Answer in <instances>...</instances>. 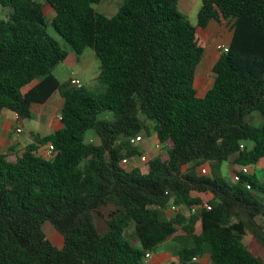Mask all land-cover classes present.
Instances as JSON below:
<instances>
[{"label":"trees","instance_id":"16d2710c","mask_svg":"<svg viewBox=\"0 0 264 264\" xmlns=\"http://www.w3.org/2000/svg\"><path fill=\"white\" fill-rule=\"evenodd\" d=\"M102 1L0 0V114L29 118L52 92L63 98L61 128L13 160L0 153V264H147L176 235L170 264H264V172L241 171L264 158V0H201L195 24L178 0H121L111 15ZM222 19L232 36L199 96L198 27ZM65 45L99 59L89 88L54 75ZM141 133L165 155L127 170Z\"/></svg>","mask_w":264,"mask_h":264},{"label":"rangeland","instance_id":"374dc122","mask_svg":"<svg viewBox=\"0 0 264 264\" xmlns=\"http://www.w3.org/2000/svg\"><path fill=\"white\" fill-rule=\"evenodd\" d=\"M119 0L116 3H113L111 6H108V11L105 10V7L107 5V0H104L102 3L101 9H104L106 12H109L110 9L112 8V11L110 13H106L105 11L102 13L106 15H111L115 12L117 9L119 3ZM201 4V0H178V7L180 11L185 13L190 21L195 24L196 23V13ZM6 10H2L0 7V18L5 16ZM45 13L47 15V18L53 14V11L50 10V8L45 7ZM49 32L51 30L49 29ZM198 32L200 35L203 37L204 41L206 42V47H205V54L204 57L198 66L195 74V81H194V86L196 88V91L198 95L200 93L204 92V90L208 87L209 83L212 82L213 80V72H212V67L219 57L221 51L218 49V45L224 44L227 46V43H229L231 36H232V26L231 22L226 21V20H221L220 22L213 21V23L209 24L205 29H201L198 27ZM52 33V32H51ZM65 48L68 50V53H73L69 50L68 46L65 45ZM71 57V56H70ZM67 58V57H66ZM74 70H79L81 73H77L78 80H81V83L89 88L92 85V82L96 75L99 72V66H100V61L94 54L91 48H87L83 54L78 58V63L75 61L74 62ZM68 69L66 67L63 68H55V74L57 75L58 78L61 80L64 79V77L67 74ZM107 117H110L111 115H106ZM22 122L25 124V131L23 134H16L15 132L10 133V137L12 140H19L22 144L27 141H32L29 133V128H33L34 126H37L36 120L34 117L30 118H22ZM37 128V127H36ZM142 136V140L139 142H135V146L140 149V153L129 157L127 159L126 163H122L124 168L127 170L133 168V167H142L145 163H147L150 159H152L155 156L158 155H165V150L161 147L160 149H157L155 147V138L154 136H148L145 133L140 134ZM89 136H92L89 134ZM92 138V137H89ZM46 149V146L41 147L40 151L43 152ZM20 152V151H19ZM16 153L17 154H19ZM8 153H11L9 155H12L13 152L8 151ZM140 155H145L146 156V161H142L139 159ZM15 156V155H13ZM8 159L11 160V156H7ZM13 160V158H12ZM206 168L208 170L212 169V166L210 167L209 165H206ZM219 173L224 174L227 176L228 171V164L223 163L220 166H218ZM170 212V211H169ZM170 215V213H168ZM43 232L46 234V236L49 238V240L56 246L62 245V237L60 233L53 227V225L46 221L43 223L42 226ZM128 236L132 235V229L128 230L127 232ZM127 237V236H126ZM130 239L129 237H127ZM178 242H170L169 244L167 243L164 246V249L168 251L169 253H172L174 251V247L178 245L177 243H180V239H177ZM180 241V242H179ZM130 242L132 244L133 240L130 239Z\"/></svg>","mask_w":264,"mask_h":264},{"label":"crops","instance_id":"0c3cea01","mask_svg":"<svg viewBox=\"0 0 264 264\" xmlns=\"http://www.w3.org/2000/svg\"><path fill=\"white\" fill-rule=\"evenodd\" d=\"M117 1L118 0H107V5L104 6L105 10L108 11V6H111L113 3H116ZM102 2L95 6L96 10L100 12L105 11L104 9H101L102 4H103ZM111 11H112V8L110 9L109 12H106V11L105 12L110 13ZM52 15L53 14H51V16ZM211 23H213V21H211L209 24ZM228 44L229 43H227V45ZM75 61L78 63V58H76L75 54L68 53L67 58L64 60V62H62L56 67V68L59 67L62 70L64 67L68 69L67 70L68 72L63 80L57 77V75L55 74V69H54V75L60 82H65L68 79H70V77L78 78L77 73L79 74L81 72L79 70H74ZM211 84L212 82L209 83L208 87ZM207 88L204 90V92L200 93L199 96H202L207 90ZM62 104H63V98L58 91L52 92L45 102L32 104L30 117L35 118L37 126H34L33 128H29V133H30V137L32 141H27V142H24L23 144L19 140H12L10 137V133L15 132L16 134H23V132L25 131L24 122H22L21 119H18L14 112H11L6 109L2 110L0 114V153L7 154V156H11V159L12 158L15 159L16 153L21 151L27 144L33 142L34 134H39L40 136H43V135H46L52 131H55L61 128L62 124L60 120L58 119V117L61 111ZM17 128H20L21 130L18 132L16 131ZM8 151L13 152V154L9 155L11 153H8ZM250 171H254L255 174H258L261 177L264 172V158L261 159L254 167H251ZM226 172H227V175L231 177L232 171H231L230 165H228V171ZM178 238L179 237L177 235L174 237H171L167 239L165 242H163L162 244H160V246L158 247L156 251L150 252V258L147 260V264H170L171 262L176 263L177 259L175 256V251L182 243H184V241L183 240H181V242L179 241L180 243H177L178 245L174 247V251L172 253H169L168 251H166L164 249V246L167 243L169 244L171 241L172 242L174 241L175 243L178 242L177 240ZM246 240H248V238H246ZM202 261L205 264H212L206 258H204Z\"/></svg>","mask_w":264,"mask_h":264},{"label":"built area","instance_id":"2783aa9c","mask_svg":"<svg viewBox=\"0 0 264 264\" xmlns=\"http://www.w3.org/2000/svg\"><path fill=\"white\" fill-rule=\"evenodd\" d=\"M218 49L221 52L222 51H226L227 50V46H225L224 44H221V45H218ZM70 84L73 85V86H75V87H77V88H79V87L82 86L81 81L78 80V78H75V77H70ZM58 119L60 120V116L58 117ZM20 130H21L20 128H17L16 129V131H18V132ZM140 140H142V136L141 135H138V136H136L135 138L132 139V142L135 143V142H139ZM155 147L157 149H160L161 148V146H160V144L158 142H155ZM52 149H53V147L51 145H48V146H46V149L43 152L49 155L51 153ZM127 159L128 158L122 159V163H126L127 162ZM139 159L142 160V161H146L147 160L145 155H140ZM250 169H251L250 166L241 167V171L243 173L250 172ZM202 172H205V170L202 169ZM231 177H233L235 180H239V174H237V173H232L231 174ZM192 210H194V209H191V211ZM171 211L172 212H181V211H187V209H184V208H181V207H178V206L177 207L174 206V207H172ZM149 258H150V252H148V253L145 254V261H147Z\"/></svg>","mask_w":264,"mask_h":264}]
</instances>
